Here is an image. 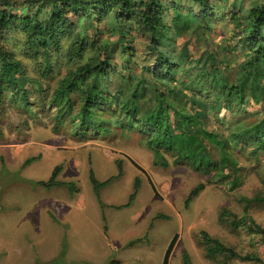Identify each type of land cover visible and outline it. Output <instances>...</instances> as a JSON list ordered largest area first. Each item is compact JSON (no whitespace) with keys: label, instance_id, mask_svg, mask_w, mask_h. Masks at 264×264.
Here are the masks:
<instances>
[{"label":"trees","instance_id":"obj_1","mask_svg":"<svg viewBox=\"0 0 264 264\" xmlns=\"http://www.w3.org/2000/svg\"><path fill=\"white\" fill-rule=\"evenodd\" d=\"M190 1L184 9L180 0H0V103L7 89L21 92L24 101L28 87L46 92L28 77L26 60L40 61L43 72L52 74L64 56L65 76L48 95V106L55 110L54 133L68 123L76 136L85 131L108 135L114 120L130 119L132 125H123L121 132L137 131L156 164L166 168L169 156L175 166L188 165L210 176L209 184L236 190L242 182L237 154H264V0L248 7L237 0ZM221 10L233 32L219 51H206L195 60L185 46L175 53L171 46L181 38L208 42ZM108 17L115 31L106 36L101 24ZM88 25H93L90 34L84 29ZM12 35L19 48L10 46ZM132 41L146 45L149 65H137ZM236 52L240 56L231 67ZM213 122L223 126L217 129ZM116 164L117 175L104 182L89 173L97 197L122 176L121 161ZM60 170L55 167L49 181L39 184L72 190L71 183L56 182ZM139 187L136 179L129 202ZM204 189L202 183L191 190L185 206ZM226 215L223 211V224L245 228L264 245L263 227L246 215L231 220ZM177 238L161 264H169ZM200 241L210 258L261 260L253 253L241 255L204 231ZM184 264H190L187 255Z\"/></svg>","mask_w":264,"mask_h":264},{"label":"rangeland","instance_id":"obj_2","mask_svg":"<svg viewBox=\"0 0 264 264\" xmlns=\"http://www.w3.org/2000/svg\"><path fill=\"white\" fill-rule=\"evenodd\" d=\"M237 1L248 7L259 0ZM180 2L184 9L192 4ZM226 15L221 10L208 42L184 37L171 47L177 53L185 46L194 60L206 51H219L233 32L227 18H221ZM112 24L109 17L101 24L106 36L114 33ZM84 29L90 34L93 25ZM17 39L12 35L10 46L19 48ZM132 43L137 45V65H149L146 45ZM235 55L231 67L240 56ZM64 58L52 74L43 72L40 61L26 60L28 77L46 92L28 87L24 101L21 92L7 89L0 103V264H161L174 236L178 238L169 264H184V255L190 264H264V245L258 236L221 222L226 211L224 219L246 215L264 228V154L256 158L249 157L248 151L237 154L242 182L230 192L209 184L210 176L188 165H173L169 156H165L166 168L156 164L137 131L121 132L123 125H132L130 119L124 118L122 124L114 120L108 135L85 131L76 136L68 123L54 133L55 110L48 106V95L65 76ZM212 124L217 129L223 126ZM116 160L121 161L122 176L97 197L89 173L99 182L115 177ZM57 166L61 170L56 182L71 183L72 190L39 184L48 182ZM136 179L140 187L129 202ZM202 183L205 189L185 206L190 191ZM203 231L241 255L253 253L261 260L210 258L200 241Z\"/></svg>","mask_w":264,"mask_h":264}]
</instances>
